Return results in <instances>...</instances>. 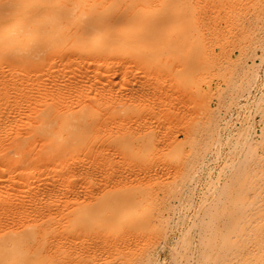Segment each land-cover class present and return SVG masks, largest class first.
I'll list each match as a JSON object with an SVG mask.
<instances>
[{"label":"bare ground","instance_id":"bare-ground-1","mask_svg":"<svg viewBox=\"0 0 264 264\" xmlns=\"http://www.w3.org/2000/svg\"><path fill=\"white\" fill-rule=\"evenodd\" d=\"M153 1L157 0H0V143L1 129L5 124L11 121H27L25 123L28 125V129L25 132L18 130L20 132L15 135V138L13 137L15 139L14 147L18 156V160L16 158L14 160L16 161V176H19L16 181L21 180V182H23L26 178H32L34 175L36 176L39 169L42 168L45 177H41L38 180V185H35V182L33 183L35 187L38 186V189L32 192L36 196L34 199L36 198L38 201L39 197V203H45L47 207H43L44 210H42L44 212H38L32 221L39 219L40 223H44L45 220L53 219L52 214L55 212H57V216L61 219L57 224L48 226L45 233L42 232L40 234L38 232L39 235L36 233V229L39 228H36L38 222L36 224H29L26 219L22 218V220H19V215L17 216L19 218L17 220H15L16 218H12L13 214L10 215L14 220L8 222L5 225L7 231L1 233L2 235L0 234V264H49L50 261H55L54 259L63 262L75 259L71 256L73 250L83 249L87 251V249H96V251L101 253L100 248L103 255H105V259L108 258L106 264H145V262H147L152 253L155 240L153 233L154 229L151 227H154L153 225L156 226L153 222L155 220L159 221L158 218H161L159 216L161 214L158 213L159 215L153 216V212L151 211V215H147L143 210L141 211L138 210L139 208H136L138 210H135L136 213L143 212L144 215H135L130 218L128 209L135 206L139 207L141 200L144 199L137 200L136 198L134 199L132 195L130 196L133 198L129 197L126 193V195H120L119 192L120 196L117 198L113 197L112 203L108 205L109 207L107 206V208H105L107 213H105L102 208H95L98 209V211H91L92 215L83 213L85 216H81L80 213H75V215L72 216V214L70 215L68 204L74 203L80 198L82 190L73 186L68 187L69 180L67 179H71L70 177L72 175L78 174L81 168L89 169L91 164H93V159L90 160V157L85 161L81 159L82 157L77 158L78 156L76 154L80 149H87V154H89L90 151L97 153V149H106L103 146L104 141L102 142L99 139V142H96L92 139V135L98 132H106L108 128V125L106 126L107 119L105 120L104 111H97V109H94L93 103L97 100L95 98L98 97H95L97 93L96 89L100 88L101 90H105L104 86L110 84L114 78L111 77L113 73H111L110 76L108 75L109 73L105 71L102 73L101 71L103 69H101V71L99 70L102 74L97 75L98 63L102 61V64L103 61H105V57L115 52L119 55H131L135 60L143 62L146 58L142 56L140 48L144 42L160 39L164 40L165 43L169 45L170 43H174L181 35V33L173 32L174 29H170L168 32H163L161 30L166 24L177 19V14L172 11V5L178 0H159L163 5L161 10L149 15L141 14L140 12L142 11H140V8L145 7H143V4H150ZM110 60L113 59L111 58ZM114 60L116 62V59ZM117 62H119V60ZM123 64L120 63L116 69L118 72L121 70L122 74L125 70L127 72L129 68ZM47 65H52L51 71H46ZM72 65L73 67L70 68ZM118 72L116 73L119 74ZM133 81L137 80L133 79ZM117 82H119V80ZM83 83H86L88 87L96 90V93L94 95L84 93L85 95L79 96L78 92ZM131 83L134 84V82ZM115 84L118 85L117 83ZM116 85L114 87L115 89L117 88ZM126 87L128 88V86ZM54 91H56L55 94H53ZM100 92L101 91H99V93ZM124 94H126L125 91ZM104 95L103 97L106 98ZM126 96L128 97L129 95ZM130 96H133V94H130ZM99 98L98 101L100 102ZM120 99L121 98H119L117 102H120ZM127 99L128 98L125 100ZM109 104L107 103V105ZM104 107H106V104ZM115 120H117V118ZM119 120L120 118L118 122ZM128 122L127 124L130 123ZM259 122H261V120H259ZM110 125L112 124L110 123ZM127 126L126 123H121V125L119 124V129L127 128ZM135 126H137V124ZM115 127L117 126L115 125ZM263 128L264 126L260 128V132L258 133L259 137ZM135 129L136 128H134V130ZM126 131L128 132V128ZM263 133L264 131L261 133V136H264L262 135ZM121 134L124 133L121 132L120 135ZM103 135L107 134L103 133ZM261 138L262 137H260V140H262ZM110 139L112 140L113 138L111 137ZM253 142H255V139ZM10 144H8V146ZM160 145L162 146V144ZM249 145L248 148L244 147V149H246L245 151L243 150L244 157H241L242 160L240 164L232 174V178L230 177V184H223L222 182L221 185L224 186L221 189L220 196L216 193L219 197L215 195L217 199L213 201L212 206H210L209 209L207 208V211L204 210L206 213L203 215L202 226L200 225L201 223H199L202 230H200V234L198 233L200 241L197 240V242H201V249L199 251V262L197 264H264V138L258 146L256 144V147H253V145L251 147ZM135 146H137V144ZM111 147L116 149L114 146ZM128 147L130 146H127V144L126 146L124 145V150L128 149ZM117 149L116 152H119V148ZM129 150L131 149L129 148ZM2 151L0 149V152ZM108 151V153H111L110 149ZM87 154L84 156V159H86ZM126 154H124L125 157ZM202 155L203 154H201V156ZM103 156L101 159H103ZM116 156L118 157L119 155ZM119 159L121 158H118V160ZM111 164H113V162ZM8 166H11V164ZM3 169L5 171L4 167ZM159 171H157V175ZM8 173L9 171L7 174ZM117 173L115 174L117 175ZM115 174L113 176H115ZM106 175L107 174H105V176ZM125 176L127 175L125 174ZM129 176L131 177V175ZM135 176L138 177L139 174ZM81 178H83V176H81ZM145 178L143 177V179ZM126 179L128 178L126 177ZM146 179H148V177ZM101 181L102 180H100V183ZM1 182L3 183V181ZM92 182L94 183L93 180ZM3 184H1V186ZM83 184L85 185V183L80 185ZM12 185H10L11 188H13ZM103 185L105 184L103 183ZM87 187L85 188L89 189V187ZM110 187H112V185ZM19 190H22V188ZM103 190L104 189H102V193ZM111 191L113 192V190ZM19 193L20 192L16 193V195ZM11 194L12 193L8 195ZM103 194H106L105 191ZM115 194L117 195L118 193H114V195ZM85 195H87V193ZM93 195L94 194H92V196ZM23 197H20L21 199H17L18 197L15 199L13 196L12 199H10V197L9 199L7 198L9 200V208L16 207L18 202L22 203L21 200ZM137 198L139 199L140 197ZM2 199L4 200V198ZM13 199H15V201ZM28 199L30 198L28 197ZM174 199H177V197H174ZM43 200L44 202H41ZM157 200H155V202ZM159 200L161 202L162 199L160 198ZM163 201L164 199L162 203L165 205L166 202L164 203ZM146 202H148V200ZM5 203L7 204V202ZM21 203L19 204L21 205ZM24 203H26V201ZM162 203L160 205H162ZM167 204L170 203L167 202ZM172 204L174 205V203ZM208 204L210 205L209 201ZM32 205H36V203H31V206ZM87 205H82L83 207L86 206V208H84L85 211L91 208L90 206L87 207ZM36 206L39 205L37 204ZM22 208H24V206H22ZM10 209L8 211H10ZM36 210L38 211V209ZM151 210H153V208ZM132 211L134 210L132 209ZM156 211L155 209V212ZM15 213H17V211ZM33 214H35V211ZM200 215H202V213ZM35 217L37 218L35 219ZM54 219L56 220L55 217ZM11 224L12 226H10ZM2 225L4 224L0 223V227H2ZM98 227H100V231L97 232L96 230H98ZM151 229L153 231H151ZM2 230L3 229L0 231ZM160 231L161 229L158 233ZM158 237L159 236H157V238ZM64 249L72 250V254L68 253L66 259ZM93 253H89V256ZM94 254H96V252ZM78 255H82V253H78ZM95 257H97V254L94 258ZM90 258L92 260V257ZM99 261L101 263L100 259ZM184 263L183 261V264Z\"/></svg>","mask_w":264,"mask_h":264},{"label":"rangeland","instance_id":"rangeland-1","mask_svg":"<svg viewBox=\"0 0 264 264\" xmlns=\"http://www.w3.org/2000/svg\"><path fill=\"white\" fill-rule=\"evenodd\" d=\"M162 6L159 0L153 1L150 4L144 3V8H140V11H142L140 13L143 15L153 14L161 10ZM172 11L177 14V19L166 24L161 30L163 32H168V30L174 29L173 32L181 33L174 43L167 45L164 40L160 39L144 42L140 48L142 56L146 58L143 62L135 60L131 55H119L117 52L109 54L104 58L105 61H103L102 64V61L98 63V71L96 74L100 75L105 71L109 73L108 75L110 76L111 73H113L111 77H113L114 80L110 84L104 86L105 90L97 88V93L96 90L88 87L86 83H83L80 87L81 90L79 89L78 92L79 96L89 93L90 95H94L96 93L95 97H98L95 98L97 100L93 103V108L97 109V111H104L105 120L107 119L106 126L108 125V128H111L110 130L113 134L106 127L107 131L111 133L104 131L92 135V139L96 142H99V139L102 142L104 141L103 146L106 149H97V153L90 151L89 154H87V149H80L76 154L78 157L75 156L77 158L82 157L81 159L83 161L88 160L90 157V160L93 159V164H91L89 169L81 168L79 170L80 173L78 172V174H76L77 176L74 174L70 177L71 179H67L69 180L68 187L73 186L82 190L81 197L74 203L68 204V209L72 216L75 215V213H80L81 216H85L84 214L92 215L91 211H98V209L95 208H102L103 211L107 213L105 208L112 203L113 197L117 198L125 193L128 194L129 197H134V199L136 198L137 200L144 199L141 200L139 207L135 206L128 209L129 211L131 210V213L128 211L130 218L135 215H144L143 212L147 215H151L153 212V216L161 214L159 215L161 218H158L159 221L155 220L153 222L156 226L153 225L154 227H151L154 229V231L152 229L151 231L154 233L155 240L152 253L145 264H183V261L185 262L184 264H197L199 262L201 242H197V240L200 241L199 234L201 232L200 230H202L203 215L206 213L204 210L207 208L209 209L213 201L217 199L216 197L218 195L216 193L220 196L221 189L224 186L221 185V183L230 184L232 174L240 164L243 152L246 150L244 147L248 148L250 143L249 146L252 147L253 145V147H256V144L258 146L264 138V136H261L264 128L263 131L261 129L262 132L259 134L262 140H260L258 136L260 128L264 126V0H178L172 5ZM117 56L121 64L124 63L123 65H125L126 62L128 63H126L125 66L129 68H126L127 72L125 70L123 74L121 70H119V72L116 70L118 65H120V63L117 62ZM111 58L113 60H110ZM114 59H116V62ZM47 66H45L48 69H46V71H51L52 65ZM71 67H73V65L70 66V68ZM101 69L103 70L101 71ZM133 79L137 81H133ZM118 80L120 83L117 82ZM131 82H134V84ZM115 83L119 84L116 85ZM115 85L117 87L116 89L114 88ZM126 86H128V88ZM99 91H101V94ZM124 91L126 94H124ZM55 92L56 91H54L53 94H55ZM102 94H105L104 96H106V98L103 97ZM130 94H133V96H130ZM126 95L129 96L127 97ZM119 98H121L120 102H117ZM122 98L128 99L123 100ZM104 103L106 107H104ZM107 103L110 104L107 105ZM118 117L120 118L119 122ZM116 118L117 120H115ZM259 120H261V122H259ZM21 122L11 121L7 123L8 125L5 124L1 129L0 149L3 151L0 152V166H2L0 167V183L4 184L2 186L0 184V212H2L0 213V223L4 224L2 225V227H4H0V230L3 229L0 231V234L7 231L5 225L15 218V220L19 218V220H22V218L26 219L29 224H36L38 222L36 228H39L36 229V233L39 232L40 234L42 232L45 233L48 226H53L61 220L59 216H57V212H55L52 214L53 219L45 220V224L40 223L39 219L32 221L38 212H44V208L47 207V204L39 203V197L38 201L36 198L34 199L36 196L33 194V192L38 189V186L35 187V185L39 184L38 180L41 177H45V173L42 168H40L38 172L39 175L36 174V176L34 175L32 178L29 176V179L26 178L27 181L26 179L23 182H21V180L16 181L19 176H16V161H14L15 158H18L14 147V138L20 131L25 132L28 129V125L25 123L27 121L24 120ZM127 122L129 124H127ZM110 123L112 125H110ZM121 123H126V125H128V132L126 131V127L119 129V124L121 125ZM136 124L137 126H135ZM115 125L117 127H115ZM134 128H136V131ZM112 129L116 130L113 131ZM121 132L124 134L120 135ZM103 133L108 136L103 135ZM262 135H264V133ZM108 137L109 139L111 137L113 139L109 141ZM254 139L255 142H253ZM124 143L130 146L126 150H124V145L126 146ZM8 144H10L9 146L11 147H9ZM114 144L117 145L115 146ZM136 144L137 146H135ZM160 144H162V146ZM111 146H114L116 149L119 148V152H116L118 149L116 150ZM108 147L111 153H108ZM129 148L131 150H129ZM86 154L87 157L84 159ZM100 154L102 156L105 155L103 159H101L102 156ZM124 154H126V157ZM201 154L203 155L201 156ZM116 155L121 157H117ZM118 158L121 159L118 160ZM112 162L113 164H111ZM10 164L11 166H8ZM8 171L9 173L7 174ZM157 171H159L158 175L156 174ZM112 172L117 173V175ZM104 173L107 175L105 176ZM114 174L115 176H113ZM125 174L127 176H125ZM133 174H139V178ZM129 175H131V177ZM81 176H83L84 179L81 178ZM126 177L128 179L131 178L129 179L130 181L126 179ZM143 177H148V179H143ZM100 180H102V184ZM1 181H3V183ZM82 183H85V185H80ZM103 183L105 185H103ZM10 185H12L13 188H11ZM27 185L30 188H28ZM111 185L112 187H110ZM87 186L89 189L85 188ZM20 188H22V190H19ZM101 188L104 189L103 193L105 191L106 194L102 193ZM111 190H113V192ZM18 192L20 193L16 195ZM10 193L12 194L8 195ZM86 193L87 195H85ZM91 193L94 194V197ZM114 193L118 194L114 195ZM12 196L15 199L17 197V199L24 197L21 200L22 203L17 201L18 205H16V207H10L11 210L8 206V199L9 197L12 199ZM28 197L30 199H28ZM137 197L140 198L138 199ZM174 197H177V199H174ZM158 198L164 199L163 202H166L165 205L162 203V200L160 202ZM15 199L13 200L15 201ZM147 200L148 202H146ZM155 200L157 201L155 202ZM25 201L26 203H24ZM5 202H7V204ZM41 202H44V200ZM167 202L171 205L167 204ZM19 203H21V205ZM31 203H36V205L38 204L39 206L32 205L33 208ZM161 203L162 205H160ZM172 203H174V205ZM80 204H88L87 207L90 206L91 208L89 210L87 209L86 212L84 210L86 206L83 207ZM22 206H24L25 209L22 208ZM8 208L10 211H8ZM131 208L134 211L137 210L136 208H139L138 210H143V212H137V214L136 211H132ZM152 208L153 210H151ZM36 209H38V211ZM16 211L17 213H15ZM34 211L35 214H33ZM201 213L202 215H200ZM5 215H8V219ZM10 215H12L14 219H12ZM36 218L37 217H35V219ZM199 223H201V226ZM10 226H12V224ZM99 228L100 227L96 230L97 232L100 231ZM160 229L161 231L158 233ZM156 235L159 237L157 238ZM100 251L102 254L96 251V249H87V251L76 249L73 250V252L70 249H64L65 259L68 253H73L71 255L72 258L77 259L63 262L54 259L55 261L52 260L49 264H106L108 258L105 259V255H103L101 248ZM88 252H96L97 257L94 258V256H96L94 253V255L92 254L89 256L90 254ZM78 253H82V255H78ZM90 257H92V260Z\"/></svg>","mask_w":264,"mask_h":264}]
</instances>
